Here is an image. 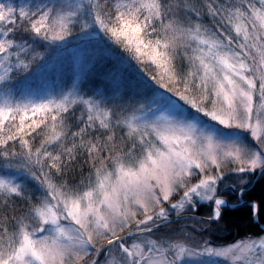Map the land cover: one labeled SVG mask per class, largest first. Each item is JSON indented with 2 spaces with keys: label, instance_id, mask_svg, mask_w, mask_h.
I'll return each mask as SVG.
<instances>
[{
  "label": "snow or ice",
  "instance_id": "snow-or-ice-1",
  "mask_svg": "<svg viewBox=\"0 0 264 264\" xmlns=\"http://www.w3.org/2000/svg\"><path fill=\"white\" fill-rule=\"evenodd\" d=\"M261 221L264 0H0V264H264Z\"/></svg>",
  "mask_w": 264,
  "mask_h": 264
},
{
  "label": "trees",
  "instance_id": "trees-1",
  "mask_svg": "<svg viewBox=\"0 0 264 264\" xmlns=\"http://www.w3.org/2000/svg\"><path fill=\"white\" fill-rule=\"evenodd\" d=\"M230 216L235 219V221L239 224V228L235 229L232 235H235L236 232L239 233V235L236 236V238H240L243 236L246 232L249 231H258V227L254 224H251V222L247 219L246 216L242 215L239 212H231ZM262 224H264V221H261ZM225 235H229L228 233H225Z\"/></svg>",
  "mask_w": 264,
  "mask_h": 264
}]
</instances>
